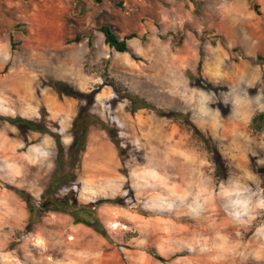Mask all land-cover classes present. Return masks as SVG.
Returning a JSON list of instances; mask_svg holds the SVG:
<instances>
[{
  "label": "rangeland",
  "instance_id": "obj_1",
  "mask_svg": "<svg viewBox=\"0 0 264 264\" xmlns=\"http://www.w3.org/2000/svg\"><path fill=\"white\" fill-rule=\"evenodd\" d=\"M105 24L121 39L137 36L128 45L140 62L104 45ZM259 57L264 0H0V116L42 122L68 152L76 118L89 107L100 120L93 103L108 92L105 124L122 154L117 171L104 174L83 172L82 158L73 188L111 243L53 213L31 230L60 237L36 239L8 178L38 136H52L24 138L0 123V264H264V133L250 130L264 112ZM129 95L160 113L131 114ZM66 99L80 105L68 130L70 114L57 113ZM129 114L135 129L119 127ZM178 114L218 152L221 179ZM102 131L90 127L87 148L91 133L94 148L106 146Z\"/></svg>",
  "mask_w": 264,
  "mask_h": 264
},
{
  "label": "trees",
  "instance_id": "obj_2",
  "mask_svg": "<svg viewBox=\"0 0 264 264\" xmlns=\"http://www.w3.org/2000/svg\"><path fill=\"white\" fill-rule=\"evenodd\" d=\"M95 1L97 4L103 3V0ZM98 32L103 35L104 45L107 48L118 54H129L132 60L135 62L141 61L133 53H131L128 45L129 41L137 38L136 35H129L121 39L115 33L113 27L107 24L100 26L98 28ZM80 42L81 39L79 38L75 40V43ZM10 45L12 52H14L16 45L14 44L13 38L10 39ZM90 46H92V44H90ZM233 52H236V50ZM244 60L252 61L249 58H244ZM258 61L263 62L264 59L259 57ZM73 97L79 99V95L75 93L73 94ZM128 100L131 103V114H135L140 109H148L155 111L156 113H160V110H157L155 106L149 105L145 99L140 98L139 96L129 95ZM171 117L174 118L176 115L174 114ZM177 117H183L185 123L184 126H187L188 130H190L193 134L200 136V138L204 141L207 152L216 168V175L219 179H221L225 173V170L218 152L212 146L210 141L201 135L194 124L188 120V116L184 114H178ZM90 119H93L94 121L90 122ZM0 123H5L14 127L24 138H26L30 133H38L42 135H51L57 143L58 154L56 168L41 199L39 201H35L24 192L16 191L19 197L27 205V211L29 214L27 220V232L31 231V228L35 227V225L40 222V219L43 215L49 213L63 214L70 216L74 225H83L101 236L108 243H111V238L97 217L93 206L79 204L76 199V194L73 191L77 181L75 172L79 170L82 158L86 152L87 135L90 127L92 128V126H99L103 131H106L110 136L111 142L119 152V157H122L119 140L111 135L107 124L97 120L94 117H91L89 107L84 108L76 118L73 125V134L75 135L74 144L68 150V152H66L63 145L61 144L59 135L48 132L46 128L42 126V122L29 121L20 117L12 118L0 116ZM250 130L256 133H264V112L258 113L253 117L250 123ZM63 189L68 191L67 195L63 199L57 198V193ZM149 254L156 260L163 263L165 262V260L159 257L155 251L151 250L149 251Z\"/></svg>",
  "mask_w": 264,
  "mask_h": 264
},
{
  "label": "crops",
  "instance_id": "obj_3",
  "mask_svg": "<svg viewBox=\"0 0 264 264\" xmlns=\"http://www.w3.org/2000/svg\"><path fill=\"white\" fill-rule=\"evenodd\" d=\"M5 57L8 59V55H5ZM3 61H5V58ZM108 99H109L108 92L103 91V93L101 92L97 95L95 100L96 102L93 103L92 114L100 118V121L103 123H106L104 106H105V100L107 101ZM79 108H80L79 102L75 100L66 99L63 100L62 102L59 101V104L57 105V113L59 112L62 115L70 114L69 115L70 121H67L68 123H66L65 121L66 130H68L70 123L77 117ZM135 118H133L130 114L129 116L127 115V119L125 118L126 121H124L123 124L120 123L119 127H121L122 125L124 128L131 127L135 129L136 127ZM102 136L103 139L107 141V144H103L106 146H101L100 148H94L96 147V145H94L95 143L94 134L92 135L91 133L89 137V146L83 157L82 169L83 172L85 173H93V174H104L109 172L111 173L112 169L117 171L121 163L119 153L116 147L111 142H109L105 134V131H102ZM38 137L39 138H36L35 141L37 140L39 141L29 145L27 147V152L23 153V157L20 158L21 166H17L16 168H14L12 176L8 178V181H11L10 187L12 189H10V191L12 192L13 196L18 200H21V198L19 197V195L16 194L17 193L16 191L24 192L25 194L29 195L33 200L39 201L42 195L44 194V192L46 191L51 176L56 168L57 154H55V150H57V143L55 139L47 136H38ZM65 144L69 145V142L65 141ZM105 148L109 149L108 150L109 153H107V149ZM86 179L87 178H85V181ZM23 182L25 183L29 182L31 188L27 189L23 185L24 184ZM67 193L68 191L63 189L59 193H57L56 197L59 199H63L67 195ZM58 194L59 195L61 194V196H58ZM25 207H26L27 220H28L29 214L27 211L26 203H25ZM66 216L67 218H70L72 220L70 216L68 215ZM36 226L38 228V224L35 225V228ZM28 234L36 239L49 238L51 240H54L60 237L57 236L58 234L55 232L44 234V232H40L38 231V229L31 230L28 232ZM53 244L55 245V243Z\"/></svg>",
  "mask_w": 264,
  "mask_h": 264
}]
</instances>
